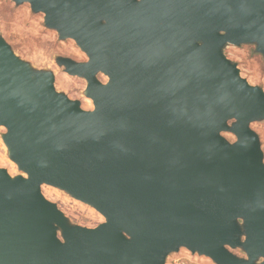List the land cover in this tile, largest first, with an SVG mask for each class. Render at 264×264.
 <instances>
[{"label": "water", "instance_id": "95a60500", "mask_svg": "<svg viewBox=\"0 0 264 264\" xmlns=\"http://www.w3.org/2000/svg\"><path fill=\"white\" fill-rule=\"evenodd\" d=\"M10 1L87 56L57 63L85 80L93 109L0 38L2 141L20 172L0 168V264H166L180 249L264 264V155L250 127L264 92L223 53L250 44L264 59V0ZM42 185L104 222L71 225Z\"/></svg>", "mask_w": 264, "mask_h": 264}, {"label": "rangeland", "instance_id": "374dc122", "mask_svg": "<svg viewBox=\"0 0 264 264\" xmlns=\"http://www.w3.org/2000/svg\"><path fill=\"white\" fill-rule=\"evenodd\" d=\"M44 15L31 12L29 4L16 6L10 0H0V38L12 48L13 53L34 71L51 72L54 76V89L65 95L69 100L78 101L84 110H92V101L86 97V82L80 77L69 76L59 66V58H69L76 62L87 61V56L76 46L72 40H58L54 30L43 26ZM224 55L235 63L241 78L251 86H257L264 92V59L256 53L255 45H228L223 50ZM97 79L104 83L107 78L102 74ZM251 129L259 136L261 149L264 155V121L254 122ZM6 133L0 127V168L7 170L10 176L19 175L15 164L7 156L6 147L2 141ZM222 136L230 142L235 140L230 133ZM41 193L45 199L57 205L71 225L86 228H95L104 222V218L95 209L81 203L65 192L47 185L41 186ZM238 256L243 254L234 251ZM166 264H214L208 258L191 254L186 249L170 254Z\"/></svg>", "mask_w": 264, "mask_h": 264}]
</instances>
